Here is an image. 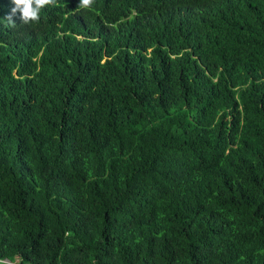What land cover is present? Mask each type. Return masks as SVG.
I'll return each mask as SVG.
<instances>
[{
    "label": "trees",
    "instance_id": "obj_1",
    "mask_svg": "<svg viewBox=\"0 0 264 264\" xmlns=\"http://www.w3.org/2000/svg\"><path fill=\"white\" fill-rule=\"evenodd\" d=\"M13 7L0 259L264 264V0Z\"/></svg>",
    "mask_w": 264,
    "mask_h": 264
},
{
    "label": "clouds",
    "instance_id": "obj_2",
    "mask_svg": "<svg viewBox=\"0 0 264 264\" xmlns=\"http://www.w3.org/2000/svg\"><path fill=\"white\" fill-rule=\"evenodd\" d=\"M14 7L7 19L10 23L14 24L12 17L19 12L20 19L23 23L37 22L40 19V11L47 5H55L56 0H12ZM94 3V0H80V7L88 8ZM133 12V10H132ZM111 24L116 26V20L111 18ZM107 21H104L105 25ZM81 38V34L76 36ZM95 38V37H94Z\"/></svg>",
    "mask_w": 264,
    "mask_h": 264
},
{
    "label": "built area",
    "instance_id": "obj_3",
    "mask_svg": "<svg viewBox=\"0 0 264 264\" xmlns=\"http://www.w3.org/2000/svg\"><path fill=\"white\" fill-rule=\"evenodd\" d=\"M0 263H4V264H28V263L22 262L19 258H14L13 260H9L7 258H1Z\"/></svg>",
    "mask_w": 264,
    "mask_h": 264
}]
</instances>
